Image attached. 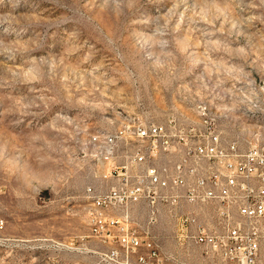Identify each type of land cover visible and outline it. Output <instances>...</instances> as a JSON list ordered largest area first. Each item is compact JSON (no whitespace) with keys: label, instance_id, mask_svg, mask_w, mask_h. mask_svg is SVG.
<instances>
[{"label":"rangeland","instance_id":"1","mask_svg":"<svg viewBox=\"0 0 264 264\" xmlns=\"http://www.w3.org/2000/svg\"><path fill=\"white\" fill-rule=\"evenodd\" d=\"M201 104L264 139V0H0V264H100L104 130Z\"/></svg>","mask_w":264,"mask_h":264},{"label":"built area","instance_id":"2","mask_svg":"<svg viewBox=\"0 0 264 264\" xmlns=\"http://www.w3.org/2000/svg\"><path fill=\"white\" fill-rule=\"evenodd\" d=\"M104 132L111 155L86 187L100 264H264V139L226 141L206 104Z\"/></svg>","mask_w":264,"mask_h":264},{"label":"bare ground","instance_id":"3","mask_svg":"<svg viewBox=\"0 0 264 264\" xmlns=\"http://www.w3.org/2000/svg\"><path fill=\"white\" fill-rule=\"evenodd\" d=\"M105 137H106V145H107V150H108L107 151L108 154H106V155L110 156L111 155V144H112V135H111V132L108 133L107 135H105Z\"/></svg>","mask_w":264,"mask_h":264}]
</instances>
